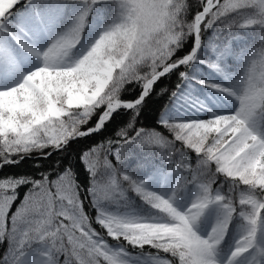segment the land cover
<instances>
[{
	"label": "snow or ice",
	"instance_id": "1",
	"mask_svg": "<svg viewBox=\"0 0 264 264\" xmlns=\"http://www.w3.org/2000/svg\"><path fill=\"white\" fill-rule=\"evenodd\" d=\"M0 264H264V0H0Z\"/></svg>",
	"mask_w": 264,
	"mask_h": 264
}]
</instances>
